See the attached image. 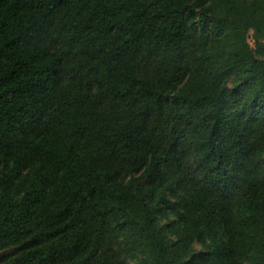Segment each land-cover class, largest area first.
I'll list each match as a JSON object with an SVG mask.
<instances>
[{
    "label": "trees",
    "instance_id": "1",
    "mask_svg": "<svg viewBox=\"0 0 264 264\" xmlns=\"http://www.w3.org/2000/svg\"><path fill=\"white\" fill-rule=\"evenodd\" d=\"M0 264H264V0H0Z\"/></svg>",
    "mask_w": 264,
    "mask_h": 264
}]
</instances>
